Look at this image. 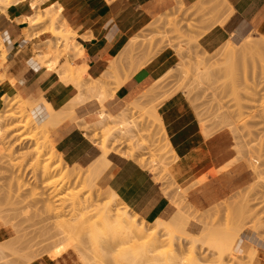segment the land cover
<instances>
[{
  "label": "rangeland",
  "instance_id": "rangeland-1",
  "mask_svg": "<svg viewBox=\"0 0 264 264\" xmlns=\"http://www.w3.org/2000/svg\"><path fill=\"white\" fill-rule=\"evenodd\" d=\"M95 1L98 3V0H94L93 11H97ZM101 1L108 3L109 0ZM208 1L200 0L191 7H185L178 0H174L175 3L172 8L166 9L154 17L153 15L148 17L135 29L131 30L125 37V43H123L121 49L112 57L114 58L112 62L114 61V64H116L117 70L113 71L115 73L112 72L102 77L101 88L93 93L86 92V86H90L94 82L89 78L85 80L82 69L79 70L81 78L80 74H78V78L77 73H74L77 77L75 78L73 75L71 76V71H69L70 73L66 72V68L69 70V66L65 67L67 66L65 64H74L73 61L78 56L79 45L77 46L75 43L76 33L63 17L66 11L62 6L64 0H11V7L9 8L15 7L18 3H23L28 9H33L34 15L32 18L39 22V24L33 26H30V22H28L26 23L27 28L23 30L26 41L35 39L30 42L32 43L33 61L37 62L39 60V63L37 62L39 67L41 66L43 70L55 73L62 83L72 85L77 91L76 96L62 107V110L61 108L58 109L61 111L58 115L63 114L59 118L56 115L57 117H53L55 119H51L56 122L57 119L59 120L63 116H66V118L70 116L64 121H71L74 127L83 133L84 137L92 143L94 153L91 156L88 155L85 161L79 164L69 161L56 149L53 136V132L62 121L52 127L50 125L54 124L52 120L47 119L48 121L51 120L50 124H47V120L41 122L42 117L39 113L35 114L34 119L40 121L41 125L40 122H37L39 123L38 126L33 121L29 122V129L26 131H22L19 127L14 128L19 124L16 120L1 125L0 187H2L0 188V200H4L3 198L8 195L7 186L12 175L15 178V175H18L19 181L25 184V190L21 193L22 197L17 199L18 203L15 202V205L4 203L0 205V264H29L36 259L44 260L48 255H52L51 260H53L64 253L67 264H256L253 259H255L256 256L254 255L258 251L260 252H258L259 255L257 253L259 258L256 259L257 261L258 259L261 260V262L258 261L259 264H264V239H262L264 238V57L260 60L250 55V52L245 51V45L242 44L244 38L254 39L253 42H260L264 36L253 32L239 41L228 40L229 42L225 41L215 49H206L200 44L199 39L213 26L223 25L221 21L225 20V17L231 15L230 12H232V9L227 6L228 4L224 0H216L218 2L217 6L212 5L213 0L209 1L210 3ZM9 8L6 9V13L0 15V18L5 17L4 15L7 16ZM29 12L32 14L30 9ZM52 22L55 23L56 30L69 31L67 32L69 37H73L68 38L70 42L67 41L66 44L61 38L51 37ZM42 33H44L43 36L38 38ZM228 43L233 44L234 47H231L233 51L235 50L233 53H236L232 61H229L230 59L226 60L223 54L220 55L221 49ZM3 48L4 45L0 38V77L5 80L3 84L7 88L8 86L13 88V82L7 78L5 73V59L9 48H7L8 50L5 49L7 52L2 56ZM219 49L220 51H218ZM240 49H243L246 52L245 54L249 55L243 57L242 55H245L244 51ZM238 52L239 54H237ZM240 57L245 59L242 60L243 58ZM150 62L162 64V69L154 78L153 83L130 103L116 102L115 105L109 107L106 102L113 99L114 92ZM77 71L76 66L74 72ZM157 79L159 80L156 83ZM177 93L182 94L187 100L204 137L208 138L213 134L220 133L229 141L230 151L234 153L229 166L238 162L242 163L252 174V181L248 185L204 210L195 209L186 201L185 197L186 192L191 187L205 180L206 174L211 170L210 166V170L194 172L190 176L177 178L176 173L173 172V165L175 159H177L176 154L174 151L171 152L168 147L160 149V146L163 147L166 142V137L160 117L157 118L153 115V110L158 109L163 101ZM17 95L19 98L30 102L29 104L23 103L31 108L29 109L30 114L34 113L33 109L37 102ZM103 97L105 99L102 101V105L106 114L117 116L120 113H126L125 119L128 131L125 134L113 130L115 133L112 132L113 135L106 139L105 136L102 137L104 129L91 125L96 120L97 110L100 109L97 101L103 99ZM87 102L93 105L95 113L88 119L83 117L84 122L89 127L86 125V129H81L78 117L83 115L78 114L77 110ZM133 102L135 105L139 104V106H135L132 104ZM2 110L7 114L12 112L9 107L4 108L3 106L1 114L4 113ZM109 124L113 126L112 123ZM116 127L120 130L119 126ZM3 129L4 131L7 130V133H4ZM27 131L36 134L34 140H21L27 134ZM16 133L19 134L11 138V135ZM102 139L108 141L105 142ZM44 140L61 156L67 165L79 172V175L67 179V184L63 187L60 186V176L58 174H53L50 178V180L57 182L55 197L52 199L53 205L56 210H61L67 216L63 217L62 220L70 218L67 212L71 203L69 194L75 195L80 200L84 198L94 199L96 200L94 204H102L108 200V195L105 193L108 187H105L102 182L103 173L98 178H94L90 184L83 181L84 176H87L85 173H87L88 163L100 154L105 147L104 149L107 152H103L107 153V157L113 154L120 159L133 160L141 169L152 174L153 181L159 184L162 192L174 207V212L168 217L156 219H170L174 216L175 206H177L184 215L188 216L189 222L184 225L186 232L194 235L199 234L198 239L192 245L187 238L184 240L185 237L177 228L178 231L174 230L175 233L168 234L169 237L165 233H159L163 242L158 244L157 250L152 251L153 253L150 254L148 250L144 249L149 256L145 255L146 252H143V254L141 251L139 254L135 249L129 248L131 246L129 243L122 244L123 246L115 244L113 246L111 243V248L108 238V245L100 243L99 239H97L98 245L95 242L96 247L89 243L90 249L93 246L95 253L94 250L89 251L88 243L86 248L89 250L85 252L83 250L86 249L84 247L86 245L83 244V246L80 242L82 247L78 243L83 249L82 252L86 254H84L85 256L82 255L83 253L81 254L82 258L84 257L83 259L77 253L80 247L76 250L68 249L65 252L61 249L62 253H60L59 247L62 244L57 245L56 240V250L52 248L48 253L46 252L47 254L38 253V256L30 253L27 250L28 247H31V245L36 246V243L44 241L36 242L39 237L42 238L41 234L44 232L42 230L51 229L50 231H52V228L55 229L53 220L49 222H46L47 220L41 221L45 216L43 212L40 214V204H37L39 207L36 206L38 212L34 207L35 211L32 207H27L28 201L30 202L33 199L29 197V191L34 188L37 192H40L42 188H40L41 182L34 178L29 167L30 157L24 155L32 152L36 144L39 145L38 143L41 144ZM103 142L104 145H102ZM17 143L19 145H15ZM46 145L43 150L44 153L49 154L51 150ZM160 155L161 159L159 158ZM52 189L50 188L48 191ZM123 205L128 208L131 214L136 215L120 199L116 209H122ZM36 212L40 215H37ZM136 217L138 221L145 222L149 232L153 231L152 226L156 220L149 222L140 219L137 215ZM40 221L43 222V226L46 223L45 228L40 223L38 224ZM57 228L55 231L59 232ZM47 230H45V235L43 234L44 237L48 238L49 233L54 235V232ZM237 233L238 235H236ZM234 236L236 239L231 240ZM32 238L35 239V242ZM56 239H58L57 236ZM78 239L80 238L77 236L76 241ZM250 240L254 242L252 243ZM100 241L102 242V239ZM248 243L250 250H247ZM178 244L180 245L178 246ZM101 245L104 247H101ZM180 246L181 249H178ZM250 246L252 247L250 248ZM135 247L137 249L139 246ZM191 248L194 253L190 252ZM105 249L109 251L105 253ZM251 249L253 252H251ZM57 250H59L58 253ZM131 250L135 252H129ZM173 251H176L179 256L175 262L171 260L170 256L174 253ZM249 251L253 254L256 252L251 256L252 254H249ZM56 253L57 255H55Z\"/></svg>",
  "mask_w": 264,
  "mask_h": 264
},
{
  "label": "crops",
  "instance_id": "crops-1",
  "mask_svg": "<svg viewBox=\"0 0 264 264\" xmlns=\"http://www.w3.org/2000/svg\"><path fill=\"white\" fill-rule=\"evenodd\" d=\"M197 1L178 0L185 7H191ZM225 1L232 9L231 15L223 25L210 28L199 39L200 44L212 50L225 41L236 42L253 32L264 36V0ZM95 2L97 11H93L94 0H64L62 4L66 9L63 17L77 35L75 43L84 50L83 57L76 63L85 66V80L96 79L105 73L131 30L148 17L172 8L175 3L174 0ZM30 15L29 9L23 3H18L9 8L7 16L4 15L6 18H0V38L2 44L9 48L5 73L13 82L17 94L33 102L46 101L58 110L67 105L77 91L72 85L62 83L55 73L43 70L33 61L30 42L35 39L26 41L23 30L27 24L22 20ZM161 69V63H148L123 83L106 104L110 107L116 102L130 103L153 83ZM22 100L25 104L30 103ZM156 111L165 137L177 157L173 165L176 177L183 178L208 170L209 166L211 168L203 182L186 192V201L195 209H207L252 181V174L242 163L227 165L234 153L230 151L226 137L220 133L204 137L194 112L182 94L169 97ZM77 112L85 119L95 113L89 102L78 108ZM53 136L56 149L71 162L79 164L94 153L92 143L69 120H63ZM108 158L110 166L103 172V184L140 219L152 222L156 218L168 217L174 211L159 184L153 181L151 173L141 169L133 160L120 159L113 154ZM64 254L49 262L36 259L29 264H67Z\"/></svg>",
  "mask_w": 264,
  "mask_h": 264
},
{
  "label": "bare ground",
  "instance_id": "bare-ground-1",
  "mask_svg": "<svg viewBox=\"0 0 264 264\" xmlns=\"http://www.w3.org/2000/svg\"><path fill=\"white\" fill-rule=\"evenodd\" d=\"M209 1H211V0H209ZM213 1L211 2L212 5L217 6L218 5V2H217L218 0L217 1L215 0L216 3H215V1L214 2ZM10 2H11V0H0V15H3L4 13H6V9L11 7ZM29 9L32 11V14L30 16H27V17L23 18L22 20L25 21L26 23L30 22V26L39 24L38 21H36L35 19L32 18L33 15H34L33 9L32 8H29ZM231 13L232 12H230V14ZM225 16H227V15H225ZM229 16L230 15H228L227 17H229ZM227 17H225V20L221 21L222 24H224L228 20ZM19 23H22V22H19ZM21 26H23V25H21ZM67 32H69V31H66V30L64 31L63 29L62 30H56L55 23H53V22L51 23V29H50L51 37L57 38V39L61 38L66 43L67 41H69L68 38L69 39L73 38L71 36L69 37V34ZM243 40H244V42L242 44L245 45L244 47L246 48L245 51H247V53L250 52V55L255 56L256 58H258L260 60L262 59V57H264V38H262V41H260V42H258V41H256V42L254 41L253 42L254 39L253 40H249L247 38H244ZM231 46H233V44L232 45L230 43L225 44V47L223 49L220 48L221 49V54L219 53L220 55L223 54L226 60L230 59L229 61L234 60V55L236 54V53L235 54L233 53L235 50L233 51ZM7 48L8 47L4 46V48H3L4 52L2 53V56L4 55L5 52H7V51H5V49H7ZM220 49L218 51H220ZM241 51H244V50L242 49ZM245 51H244V54L246 53ZM0 52H1V50H0ZM237 54H239V52ZM83 55H84V50L82 49L81 46H79L78 56L75 58V60L71 57L74 60L73 61V63H74L73 65L74 66L72 64H70V63L65 64V65H67L65 67L69 66V70H68V68H66L67 69L66 72L71 71L72 72L71 76L73 75L75 77V74L77 73L76 76L78 77V74H80V78H81V72L79 70L82 69L85 72V66H81V65L76 63V61L78 59L82 58ZM247 55H249V54H245V55H242V56L243 57L244 56L247 57ZM244 59L245 58H243L242 60H244ZM37 62L39 63V60H37ZM75 65L77 66V69H78L77 72H74L76 70V66ZM116 70H117V66H116V64H114V61H113V62H111L109 64V66H108L107 70L105 71L104 75H102V76H100V77H98L96 79L89 78L94 83H91L90 86L89 85L86 86V88H85L86 92L96 93L101 88V85H102L101 83L103 82V81H101L102 77H104L105 75L107 76L108 74H110V73H112L113 71H116ZM78 72H80V73H78ZM113 73H115V72H113ZM77 77H75V78H77ZM159 79L156 80V83H157V81ZM4 81L5 80L3 78L1 79V77H0V112H1V109H2L3 106H4V108L9 107L10 109H12V112L7 114L6 112H4L2 110L4 113L3 114L0 113V129L2 127L1 125H4V123H6L8 121H15L16 120V121L19 122V124L14 126V128L19 127L22 131H26V130L29 129V122L33 121L34 124L36 126H38L39 123H37V122H40V121L42 122L43 120L45 122V120H47V119L48 120L51 119V118L55 119V118H53L54 116L57 117L56 115H58L60 110L54 109L48 102L43 101V100L40 103L37 102V105H35L34 109H33V111H35V112L30 114V110L29 109H31V108L26 106L23 103V101L18 97V95H17L16 91L14 90V88H11V86L10 87L8 86V88H7V86L3 84ZM156 83H155V86H156ZM8 92H10V93H8ZM146 93H144V94H146ZM104 99H105V97H103V99H100L99 101H97L98 102V107L100 109L97 110L98 112H96V115H97L96 120L91 125H93V127H98V128L101 127L102 129H104L103 130L104 134H102V137L105 136L104 138H106V139H109L107 137H109L110 135H113V133L117 132V130H118V132L120 131L121 134H125L128 131V128L126 126L127 125L126 124V119H125L126 113H124V114L120 113L117 116H110V115L106 114L104 112V110H103L104 108L102 106V101ZM132 104H134V102ZM137 105L139 106V104H137ZM137 105H135V106H137ZM38 108H40L41 111ZM61 110H62V108H61ZM36 113H39V115H41L42 120L36 121L34 119V116H35ZM60 113H61V111H60ZM62 114H59L58 118ZM86 115H85V117H86ZM153 115H155L157 118H159V115L157 114V111L155 109L153 110ZM64 119H66V116L61 117V119H59V120L57 119L56 122H55V120H52V123H54V124H50L51 120L50 121L47 120V124L49 123L52 127H53V125L55 127V125H58ZM78 119H79L78 123L80 124L81 129H86L87 127H89V125H87L84 122L83 116H79ZM41 122H40V125H41ZM109 123H112L113 126H111ZM86 125H87V127H86ZM116 126H119L120 130ZM3 131H4V129H3ZM4 133H7V130H5ZM18 134L19 133L11 135V138H14ZM2 135H3V133H2ZM34 136H36V134L34 135V134H31L29 131H27V134L24 135V137L21 140H23V141L24 140L31 141V140H34ZM106 139H104V140L102 139V140L107 142L108 140H106ZM38 144L39 145L36 144V146L33 148L32 152L27 153V155H26V153H25V155L23 154L24 156H29L30 157V159H31L30 162L31 163L29 162L30 163L29 167L32 170L34 178L41 182L40 183L41 184L40 188H42L40 192H37L34 188L29 191V197H31L33 199L30 200V202L28 201L29 204L27 203V207L36 208V206H38L40 204V206H41L40 207V210H41L40 214H42V212H43V214L45 216V218L43 220H41V221H46L47 220L46 222H49L50 220H53V223H55V224H53V225H55V229L52 228V231H50L51 229L50 230L49 229L48 230L45 229V230L50 231V232H54V235H56L58 237V239H56V236H54L53 233L51 235L49 232H46L47 234L49 233L48 238L44 237L43 234L45 235V230H42V231H44L41 234L42 238L40 239V237H39L40 240L38 239L36 242H40L41 240H44V241H42L41 243H36L37 244L36 246H32L31 245V247H28L29 246V244H28V246H27L28 249L27 250L30 253H32V254H34L36 256H38V253L39 254H41V253L42 254L43 253L47 254L49 252V250H51L52 248H53V250H56L55 247L57 245H59V243H60V245L62 244V246H60V247L58 246L60 248L59 249L60 251L57 250V253H58V251L60 253H62V251L65 252L68 249H72V250L75 249L76 250L77 248L80 247L79 244L81 245V243H82V245L83 244L86 245L88 243L87 244L88 247H89V243H90V245H93V246L95 245L94 247H96L98 245L97 244V241H98L97 239H99V242L102 243V244H105V245L106 244L108 245V242L110 241L109 242L110 243L109 246H111V248H112L111 243L113 244V246H114V244L115 245H119V246L120 245L123 246L122 244H128L129 243V245H131L129 248L135 249V251L136 252L138 251L139 254H140L141 251H142L141 253H143V252L145 253L146 251H144V249L148 250V252L151 254V253L155 252V250H157L156 248H158L157 247L158 244L163 242V240H161V238L159 236V233L160 234L161 233H165L166 235H168V234L172 235L173 232L175 233V231L179 230V232L181 231V234L185 237L184 240H186V238H187L190 241V243H192V245L196 241V239H198L197 236L199 234L198 235H194V234H189L188 232H186V230L184 228V225L188 224V222H189L188 216L184 215L183 212H181V209H178L177 206H175L176 210H175L174 216H172L170 219H168V220L155 219L156 221L154 222V225L152 226L153 231L149 232V230L146 228L147 225L145 224V222L142 221V220L138 221L136 215L131 214L126 206L123 205L122 209H119V210L116 209L117 204L119 202V198L117 197V195L113 191H111L108 188H106L107 190H105V193L108 195V200L104 201L102 204H94V201H96V200L89 199V198H84V199L80 200L75 195L69 194V196L71 198L70 199L71 203H70L69 211H67V212H68V215H70V218L62 220L63 217H67V216H65L62 213L61 210H59V211L56 210L55 209L56 207H54V205H53L52 199H54V197H55V187H56L55 185H56L57 182L55 180H50V178H52L51 176L53 174H58L60 176V186L63 187V186H65L67 184V179H69V178H71L73 176L75 177L76 175H79V172L75 171V169H73V167L71 168L69 165H67L63 161V159L58 156V154L55 152V150L49 145V143L46 140H44L41 144L40 143H38ZM46 144H48V145H46ZM15 145H19V143L15 144ZM45 145H46L47 148H49L51 150V153H49V154L44 153L43 149H44ZM102 145H104V142L102 143ZM165 147H168V149L171 152H173V150H172L169 142L167 141V139H166V142L163 144V147L160 146V149H163ZM100 148L102 149L103 147H100ZM104 148H103V150H101L100 154H98L97 156H95L93 158V160L91 159L90 163H88V167L86 166L87 167V170H86L87 173H85V174H87V176H84L85 179H83V181L86 182L87 184H90L93 181L94 178L96 179L99 176H101V174L105 171V169L110 166V159L107 157V155H106L107 153L103 152V151L107 152V150H105ZM160 157H161V155L159 156V158ZM221 170H222V168H221ZM12 174H13V172H12ZM15 176H16V178L13 177V175H12V177L10 179V182H9V184L7 186L8 187V189H7L8 190V195H6V197L3 198L4 200H2V199L0 200V205L3 204V203L4 204L15 205V202L18 203L17 199L19 197H22L21 193L25 190L24 189L25 184H23L22 182L19 181V178H17L18 175H15ZM81 176H82V174H81ZM44 182H46V183H44ZM3 186H5V185H3ZM50 188H53V189L51 191H48ZM27 193H28V191H27ZM4 194H6V193H4ZM34 196H35V198H34ZM37 210L38 209L36 208V211ZM33 211H35V209ZM40 214L37 213V215H40ZM41 221L38 222V224L40 223L41 226H43L42 225L43 222H41ZM51 222H50V224H52ZM45 224H44V226H45ZM56 227H58L57 230L59 232L55 231ZM46 228H47V225H46ZM176 228L178 230H176ZM41 229H42V227H41ZM84 230L85 231L87 230L86 233H85ZM79 232H80V234H79ZM237 232H238V230H237ZM235 233H236V231H235ZM47 234H46V236H47ZM85 234H87V235L85 236ZM94 234H95V237H94ZM169 235H168V237H169ZM236 235H238V233ZM38 236H39V233H38ZM51 236H53L54 239ZM77 236H78V238H80L82 240L78 239L79 241L77 240L78 241L77 242L76 241ZM86 237L87 238L89 237V238L87 239ZM35 238H37V237H35ZM45 238H47V239H45ZM107 238L109 239V241H107ZM101 239H102V242L100 241ZM235 239L236 238L234 236L231 240H235ZM262 239H264V238H262ZM262 239H260V240H262ZM55 240L57 241V245H56V241ZM254 240H255V238H254ZM256 240H257V238H256ZM33 241L35 242V239H33ZM90 241L91 242L94 241V242L91 243ZM140 241H142V242H140ZM250 241H249V243L253 246L252 243L254 241L253 242L251 241L252 243ZM95 242H96L97 245L95 244ZM249 243L247 244V246L249 245ZM87 245L84 246V247L86 248ZM179 245L180 244H178V246ZM93 246H91L92 250L90 249V247H89L90 250L88 248H86L87 250L85 248H84L85 250H83V249H81L82 247H80L79 250H77L78 251L77 253L80 254V256H81L82 253H83L82 255L85 256L86 254L84 252L88 251V250L89 251H93L94 250V253H95V249H93L94 248ZM102 246L103 245H101V247ZM135 246H139L138 248H140V247H142V248H140V250H138V248L136 249ZM252 246H250V248ZM61 249H62V251H61ZM178 249H181V246ZM248 249H249V246L247 247V250ZM82 250L84 252H82ZM128 250H130V249H128ZM102 251H104V250H102ZM108 251H106V249H105V253L108 252ZM126 251H127V249H126ZM126 251H124V252H126ZM135 251L131 250L129 252L134 253ZM148 252H146L145 255H148ZM173 252H172L173 254H171L170 256H171V260L173 262H175L178 259L179 256L176 253V251H173ZM190 252L194 253L192 248L190 249ZM251 252H253L252 249H251ZM251 252L249 254H252L251 256H253L256 251L254 252V254L251 253ZM258 252H256V254L254 255V256H256L255 259L252 258L253 260H255L254 262L256 264H259L258 261L261 262L260 259H258V261L256 259V258H259L258 255H259L260 252L259 253ZM57 253L55 255H57ZM257 253H258V255H257ZM127 254L131 255V253H128V252H127ZM135 254H133V255H135ZM98 256H100V255H98ZM51 257H52V255L51 256L48 255L44 259V261H46V262L47 261L48 262L51 261ZM81 258H82V256H81ZM253 260H252V262H253ZM98 262L100 263V261H98Z\"/></svg>",
  "mask_w": 264,
  "mask_h": 264
}]
</instances>
